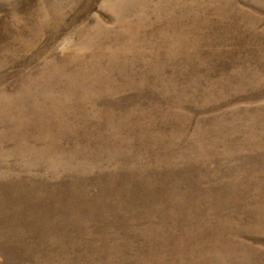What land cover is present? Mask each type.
I'll list each match as a JSON object with an SVG mask.
<instances>
[{"label":"rangeland","instance_id":"obj_1","mask_svg":"<svg viewBox=\"0 0 264 264\" xmlns=\"http://www.w3.org/2000/svg\"><path fill=\"white\" fill-rule=\"evenodd\" d=\"M0 264H264V0H0Z\"/></svg>","mask_w":264,"mask_h":264}]
</instances>
